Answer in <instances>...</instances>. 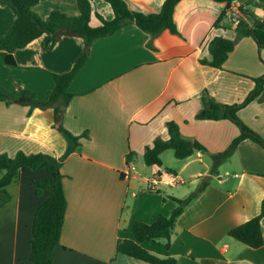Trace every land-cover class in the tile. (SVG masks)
Wrapping results in <instances>:
<instances>
[{
	"label": "crops",
	"instance_id": "1",
	"mask_svg": "<svg viewBox=\"0 0 264 264\" xmlns=\"http://www.w3.org/2000/svg\"><path fill=\"white\" fill-rule=\"evenodd\" d=\"M124 1L132 11L154 14L166 0ZM233 3L243 11L246 28L264 20L263 1ZM91 4L92 27L102 25L99 16L114 19L104 0ZM227 8L212 0H182L174 12L179 35L166 30L153 38L128 25L95 40L70 84L74 97L58 122L53 107L31 111L26 104L0 102V155L43 152L59 159L72 147L61 127L74 136L89 135L62 163L68 208L62 247L54 252L53 264H148L118 255V242L135 240L136 222L151 225L159 216H170L177 207L173 198L185 199L197 190L171 237L170 254L177 264H264V245L253 249L229 235L260 213L264 150L245 140L212 171L213 157L227 150L241 131L230 120L197 118L207 100L241 105L255 90L254 79L264 77V49L225 17L215 27ZM55 11L80 15L77 0H40L34 7L42 19ZM15 20L13 9L0 3V38ZM214 37L235 43L222 69L200 63L210 58L208 43ZM86 48L81 36L64 35L54 46H47L43 36L14 53L15 65H7L0 53V85L11 91L26 89L38 101L48 102L56 87L53 75L70 72ZM237 115L264 138V92ZM170 122L179 126L185 139L200 142L207 151L186 160L168 156L165 161L166 151L161 167L147 166V148L169 139ZM169 175L182 177L184 185L166 184ZM47 176L45 171L22 168L7 187L10 200L0 207V264H32L35 216L51 194L48 190L38 195L36 182ZM158 176L157 189L146 191V180ZM261 224L264 237V218ZM165 244L160 240L140 245L166 259Z\"/></svg>",
	"mask_w": 264,
	"mask_h": 264
},
{
	"label": "trees",
	"instance_id": "2",
	"mask_svg": "<svg viewBox=\"0 0 264 264\" xmlns=\"http://www.w3.org/2000/svg\"><path fill=\"white\" fill-rule=\"evenodd\" d=\"M109 4L114 12V19L107 21L99 16L102 21L100 27L91 26L92 4L91 0H77L80 15L69 17L61 12H52L46 19H42L34 12V7L40 0H0V3L10 6L16 14V20L9 31L0 38V53L7 65H15L14 53L26 48L34 41L45 36L47 46H54L64 35H77L84 37L87 48L81 58L77 61L74 68L65 74L53 75L56 87L51 94L48 102L38 101L33 93L26 89L11 91L0 85V102L10 105L13 103L26 104L35 108L55 109L56 122L60 119V114L64 107L68 106L73 99V94L69 88L72 81L85 65L89 56V47L99 39L112 36L120 29L128 25H136L144 33L153 38L159 36L164 31L169 30L174 35H179L177 25L174 20V12L177 5L182 0H166L159 13L143 14L129 9L124 0H104ZM218 3H226L229 7L234 0H212ZM263 1L264 0H260ZM246 12V11H245ZM244 12V13H245ZM223 12L220 19L215 23V27L220 26ZM245 36L252 37L258 48L264 49V20H256L253 28H246L243 23L238 26ZM151 46V45H150ZM152 47V46H151ZM235 43L233 40L224 37H214L208 43L210 58L200 60L202 65L216 69H222L227 62L229 55L234 51ZM256 88L252 94L241 105L222 106L212 100L205 101V108L197 116L202 120H230L240 128V135L233 140L231 145L222 153L213 157L212 171H216L221 164L226 162L237 147L245 140H251L264 150V138L251 128L245 125L238 117V111L247 104L255 100L264 92V77L254 79ZM169 139L156 140L151 147H148L144 155V162L147 166H162L161 155L172 150L177 160H186L198 151H207L198 141L185 139L179 126L168 123ZM61 131L71 142L65 155L57 158L51 153L26 154L18 152L15 157L6 154L0 155V207L7 204L10 195L7 187L13 182L22 168H29L34 172L45 171L48 175L43 180L36 182L37 194L42 195L45 191H51L49 199L37 210L33 225L32 253L29 261L32 264H53L54 252L62 247V230L66 220L68 202L64 190V175L61 167L64 159L74 152L81 145V140L88 139V133L74 136L61 127ZM131 155L128 157L130 160ZM200 190L193 192L185 199L173 198L177 207L170 216H159L151 224L136 222L133 225L135 240H120L117 245L118 255L140 260L148 264H177L171 257V237L176 227L178 218L184 213L186 208L198 196ZM264 218V200L261 204L260 213L246 223L232 229L229 235L239 243L253 249L261 248L264 245L262 220ZM164 240L168 258H158L141 247L145 241L156 242Z\"/></svg>",
	"mask_w": 264,
	"mask_h": 264
},
{
	"label": "built area",
	"instance_id": "3",
	"mask_svg": "<svg viewBox=\"0 0 264 264\" xmlns=\"http://www.w3.org/2000/svg\"><path fill=\"white\" fill-rule=\"evenodd\" d=\"M244 14L241 10L240 6L232 3L226 10L225 13V19L231 24V25H240L242 18ZM169 180L166 182L168 185H178L183 183V179L180 176L177 175H169ZM161 182V177H155L152 180H146V191H154L157 189V185Z\"/></svg>",
	"mask_w": 264,
	"mask_h": 264
},
{
	"label": "rangeland",
	"instance_id": "4",
	"mask_svg": "<svg viewBox=\"0 0 264 264\" xmlns=\"http://www.w3.org/2000/svg\"><path fill=\"white\" fill-rule=\"evenodd\" d=\"M170 157L171 158V160H173V161H177L176 160V158H175V156H174V152L172 151V150H168V152H166V154H165V156H164V160L166 161V159L168 160V158L167 157ZM204 180V179H203ZM179 185H184V184H179Z\"/></svg>",
	"mask_w": 264,
	"mask_h": 264
}]
</instances>
